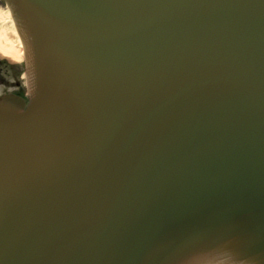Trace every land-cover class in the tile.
<instances>
[{
    "label": "water",
    "instance_id": "water-1",
    "mask_svg": "<svg viewBox=\"0 0 264 264\" xmlns=\"http://www.w3.org/2000/svg\"><path fill=\"white\" fill-rule=\"evenodd\" d=\"M0 264H264V0H5Z\"/></svg>",
    "mask_w": 264,
    "mask_h": 264
},
{
    "label": "flooded vegetation",
    "instance_id": "flooded-vegetation-1",
    "mask_svg": "<svg viewBox=\"0 0 264 264\" xmlns=\"http://www.w3.org/2000/svg\"><path fill=\"white\" fill-rule=\"evenodd\" d=\"M3 7L5 8L4 0H0V8ZM15 36L16 31L10 16L5 21L0 19V99L6 96L20 100L27 98L22 50L16 44Z\"/></svg>",
    "mask_w": 264,
    "mask_h": 264
},
{
    "label": "rangeland",
    "instance_id": "rangeland-1",
    "mask_svg": "<svg viewBox=\"0 0 264 264\" xmlns=\"http://www.w3.org/2000/svg\"><path fill=\"white\" fill-rule=\"evenodd\" d=\"M5 9V10H4ZM7 11L6 7L0 8V19L5 21L6 20V15L5 12ZM8 22H11L10 20ZM5 25H8V23H5Z\"/></svg>",
    "mask_w": 264,
    "mask_h": 264
},
{
    "label": "bare ground",
    "instance_id": "bare-ground-1",
    "mask_svg": "<svg viewBox=\"0 0 264 264\" xmlns=\"http://www.w3.org/2000/svg\"><path fill=\"white\" fill-rule=\"evenodd\" d=\"M5 15H6L7 18H9V14H8L7 11L5 12ZM15 39H16V41H17L16 44H17L18 46H21V44H20V42H19V40H18V38H17L16 36H15Z\"/></svg>",
    "mask_w": 264,
    "mask_h": 264
}]
</instances>
